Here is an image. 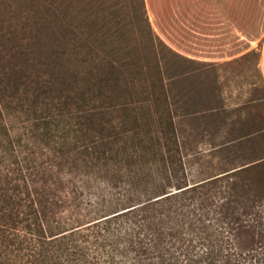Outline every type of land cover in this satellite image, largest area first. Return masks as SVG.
I'll return each instance as SVG.
<instances>
[{"label":"rangeland","instance_id":"374dc122","mask_svg":"<svg viewBox=\"0 0 264 264\" xmlns=\"http://www.w3.org/2000/svg\"><path fill=\"white\" fill-rule=\"evenodd\" d=\"M32 21L42 32L56 35L63 58L49 46L32 42L30 33L37 29L29 26ZM148 21L144 0H0V34L27 51L40 69L63 63L70 72L104 80L111 97L97 101L93 110L109 113L98 115L105 126L123 133L120 146L160 148L165 162L156 166L161 171L156 177L169 178L166 191H177L169 186L178 181L187 193L197 194L189 206H183L188 229L156 239L161 240L156 253L184 258L187 247L196 254L201 243L218 242L222 247L231 243L237 254L229 258L218 254L217 264H264V239L259 237L264 232V199L255 202L248 214L241 212L238 203V220L224 219V214L214 210L220 199L230 206L229 192L243 199L242 189L227 184L232 172L264 160L260 53L252 51L230 62L202 63L175 51ZM134 159V165L124 166V173L131 167L130 175H134L141 167L143 172L156 174L151 156ZM111 176L113 181L101 183L102 187L115 183L117 175ZM153 178L150 183L156 181ZM117 183L113 191L135 190ZM143 211H138L141 223ZM166 213L171 223L176 220L173 211L166 209ZM190 224L195 225L192 230ZM4 262L0 257V264Z\"/></svg>","mask_w":264,"mask_h":264},{"label":"trees","instance_id":"16d2710c","mask_svg":"<svg viewBox=\"0 0 264 264\" xmlns=\"http://www.w3.org/2000/svg\"><path fill=\"white\" fill-rule=\"evenodd\" d=\"M29 26L37 28L30 33L32 42L49 46L63 58L54 33L42 32L35 21ZM10 42L0 34V257L4 264H217L218 254L227 258L237 254L231 243L222 247L210 241L201 243L197 255L187 247L184 258L159 256L156 246L161 240L156 239L185 233L188 213L183 206H189L197 194L187 193L178 181L169 186L177 191H166L169 178L156 177L161 174L158 164L165 162L160 148L120 146L123 133L105 126L99 111L93 110L97 101L111 97L104 80L70 72L63 63L40 69L27 51ZM136 155L151 156L156 174L141 167L134 175L131 167L124 173L125 165L135 164ZM109 174L116 176L115 183L102 187L101 183L113 181ZM152 178L156 181L150 183ZM117 182L135 190L113 191ZM227 184L242 189L243 199L229 192L230 206L220 199L214 210L224 219L238 220V203L248 214L255 202L264 199V160L233 171ZM140 209L145 211L142 223ZM166 209L176 214L172 223ZM262 236L264 232L259 233Z\"/></svg>","mask_w":264,"mask_h":264},{"label":"crops","instance_id":"0c3cea01","mask_svg":"<svg viewBox=\"0 0 264 264\" xmlns=\"http://www.w3.org/2000/svg\"><path fill=\"white\" fill-rule=\"evenodd\" d=\"M153 31L202 63L260 53L264 80V0H144Z\"/></svg>","mask_w":264,"mask_h":264}]
</instances>
